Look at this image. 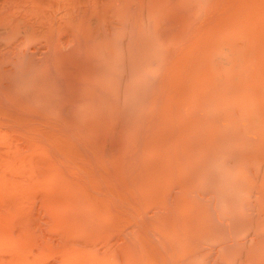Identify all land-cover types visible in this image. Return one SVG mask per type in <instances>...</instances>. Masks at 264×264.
<instances>
[{
  "label": "bare ground",
  "instance_id": "bare-ground-1",
  "mask_svg": "<svg viewBox=\"0 0 264 264\" xmlns=\"http://www.w3.org/2000/svg\"><path fill=\"white\" fill-rule=\"evenodd\" d=\"M44 251L264 264V0H0V264Z\"/></svg>",
  "mask_w": 264,
  "mask_h": 264
},
{
  "label": "rangeland",
  "instance_id": "rangeland-1",
  "mask_svg": "<svg viewBox=\"0 0 264 264\" xmlns=\"http://www.w3.org/2000/svg\"><path fill=\"white\" fill-rule=\"evenodd\" d=\"M47 250H48V249H47ZM47 250H46V251H47ZM41 251H42V250H41ZM41 251L39 250V251H38V255L35 253L34 256L37 255L36 257H38V256H39V253H40ZM30 252H31V251H30ZM36 252H37V251H36ZM44 252H45V251H44ZM51 252H53V253L51 254L50 251H49L50 256L54 257V255H55L54 259H52V261H53V260L56 259V257H57L58 254H57V252H55V251H51ZM31 253H32V252H31ZM31 253H30V254H31ZM42 253H43V252H42ZM47 253H48V252H47ZM49 253L47 254L48 256H49ZM47 255H46V252H45V253H44V257L47 258V257H48ZM70 255H72V256L75 255L74 257H76V255H78V254L70 252V254H69L68 256H66V258L63 259V261L66 260L67 263H66V261H65V262L62 261V262L65 263V264H69V263L71 264V258H72V257H69ZM31 256H32V254H31ZM46 256H47V257H46ZM50 256H49L48 258H50ZM39 257H41V254H40ZM39 257H38V258H39ZM42 257H43V254H42ZM64 257H65V255H64ZM74 257L72 258L73 261H74ZM77 257H78V256H77ZM77 257H76V258H77ZM45 258H40V260H38V263H40L39 261H41L42 259H45ZM48 258H47V259H48ZM76 258H75V259H76ZM47 259H45V261H42V262H45V263H46V262L48 261L49 263H48V262H47V263H48V264H51L52 261L50 262L49 259H48V260H47ZM68 259H70V260H69L70 262L68 261ZM46 260H47V261H46ZM59 260H61V259H56V261H53V264H54V262H55V264H58L59 262L57 263V261H59ZM76 260H77V259H76ZM76 260H75V262H74L73 264L76 263ZM62 262H61V263H62ZM68 262H69V263H68ZM61 263H60V264H61ZM63 263H62V264H63ZM41 264H42V263H41ZM43 264H44V263H43ZM76 264H78V263H76Z\"/></svg>",
  "mask_w": 264,
  "mask_h": 264
}]
</instances>
